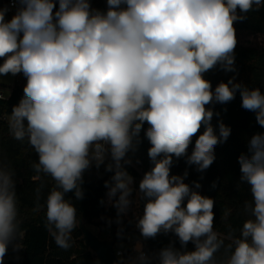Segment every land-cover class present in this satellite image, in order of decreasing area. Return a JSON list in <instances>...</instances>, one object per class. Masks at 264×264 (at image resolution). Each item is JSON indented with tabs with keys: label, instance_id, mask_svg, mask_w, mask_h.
I'll return each instance as SVG.
<instances>
[{
	"label": "clouds",
	"instance_id": "9594fccd",
	"mask_svg": "<svg viewBox=\"0 0 264 264\" xmlns=\"http://www.w3.org/2000/svg\"><path fill=\"white\" fill-rule=\"evenodd\" d=\"M254 6L264 7V0H106L103 10L92 0H11L10 19L11 8L0 7V76L26 79L8 132L36 154V178H50L43 206L41 188L35 189L36 210L45 208V228L58 248L72 246L78 226L65 195L83 199L85 172L103 167L112 175L101 204L116 209V222L132 207L135 191L137 204L144 201L136 223L141 237L172 233L180 244L154 255L138 244L131 264H264V132L254 133L237 158L239 181L250 191L238 232L231 225L216 230L214 198L196 190L199 182L185 183L187 170L171 172L181 158L200 173L214 163L217 145L231 135L221 119L213 124L220 117L215 105L237 94L264 128L260 87L233 76L213 88L205 75L217 67L236 71L234 24ZM141 133L152 167L136 189L126 166ZM13 177L0 159V264L10 246L22 249L25 234Z\"/></svg>",
	"mask_w": 264,
	"mask_h": 264
},
{
	"label": "trees",
	"instance_id": "16d2710c",
	"mask_svg": "<svg viewBox=\"0 0 264 264\" xmlns=\"http://www.w3.org/2000/svg\"><path fill=\"white\" fill-rule=\"evenodd\" d=\"M5 4L6 0H0V7ZM92 5L103 10L106 8V0H92ZM241 15L245 16V19L234 24L236 37L239 32L264 34V7L257 10L254 6L252 11L241 13ZM235 68V72H224L217 67L205 75L211 81L213 88L219 82H227L229 78L235 76L237 82L249 88L260 87L261 91H264V48L257 49L237 44ZM24 85L14 83L10 87L9 96L0 99V159L10 165L14 172L21 227L25 230L22 240L19 241L23 245L22 249L17 252L10 246L4 258V264H96V256L83 242L78 226L72 233V246L67 250L60 249L45 228V208L36 210L35 189L41 188L39 204L43 206L52 183L48 177L36 178L31 168V164L37 159L36 154L26 141H16L10 136L7 124L12 106L17 104L23 95ZM215 110L220 112V117H214L213 124L217 123V119H221L231 128V135L226 142L217 145L214 163L200 173L195 170V166H188L184 158H181L174 161L171 172L174 175H183L187 170L188 176L185 178V183L191 186L194 181L199 182L201 187L196 190L202 195L214 198L216 230L226 232L231 225L238 232L245 219L243 203L250 199V191L247 184H241L239 181L240 170L237 158L242 152H247L248 139L256 132H264V128L256 123L254 113L241 107L239 94L230 103L216 104ZM141 139L142 143L139 144L137 151L128 154L132 163L126 166L128 172L134 177L135 184L137 179L143 177L144 173L152 167L147 155L150 144L143 139V133H141ZM111 175L112 173L105 172L103 167L99 170L92 167L84 174L83 199L77 200L72 192L67 193L65 199L70 200L76 207L78 223L81 221L86 227L112 228L111 240L115 243L122 239L124 232L140 233L134 218L141 214V204L140 201L137 204L138 197L134 191L132 207L127 217L123 216L122 222L118 224L116 209L107 203L101 204V200L106 202L107 199L104 182ZM214 182L216 187H213ZM225 211L230 213L227 219H223ZM170 243H174L177 249L180 248L177 237L169 233L160 234L155 239L144 240L143 249L149 255H154ZM187 248L192 250L193 245L189 243ZM123 255L127 257L129 252L123 251ZM223 255L224 250L221 249V252L217 253V259L222 258Z\"/></svg>",
	"mask_w": 264,
	"mask_h": 264
},
{
	"label": "rangeland",
	"instance_id": "374dc122",
	"mask_svg": "<svg viewBox=\"0 0 264 264\" xmlns=\"http://www.w3.org/2000/svg\"><path fill=\"white\" fill-rule=\"evenodd\" d=\"M14 12H15V8H13L12 12L7 15L8 17L7 19H10L11 16L14 14ZM237 44L241 46L253 47L257 49L264 48V34H248L245 32H239L237 35ZM14 81H15V76H11V75L0 76V83H1L0 90L3 92L4 96H6L9 93L8 85L10 84L13 85ZM141 179L142 177L137 179L136 184L134 186L136 189H138V184ZM143 203L144 201L140 200V204H141L140 215H142L143 212ZM124 216L127 217V214ZM138 217L134 218L135 223H137ZM87 228L101 240L107 239L108 237H111L113 235V229L109 227H100L101 229H97V227L95 226H87ZM121 238H122L121 240L115 242L114 248L121 249L124 252L128 251L129 253H132V257L134 258L135 253L134 251H131L133 249L134 242L136 240L143 241L144 239L141 237L140 233H134V232H124ZM119 259L121 260V257H119ZM96 264H98V262Z\"/></svg>",
	"mask_w": 264,
	"mask_h": 264
},
{
	"label": "water",
	"instance_id": "95a60500",
	"mask_svg": "<svg viewBox=\"0 0 264 264\" xmlns=\"http://www.w3.org/2000/svg\"><path fill=\"white\" fill-rule=\"evenodd\" d=\"M78 227L82 233L83 242L94 253L98 264H123L122 260L115 255L112 240L99 239L81 221Z\"/></svg>",
	"mask_w": 264,
	"mask_h": 264
},
{
	"label": "built area",
	"instance_id": "2783aa9c",
	"mask_svg": "<svg viewBox=\"0 0 264 264\" xmlns=\"http://www.w3.org/2000/svg\"><path fill=\"white\" fill-rule=\"evenodd\" d=\"M5 5H8L10 8H11V10L8 12V14H10L11 12H12V10H13V8L11 7V0H6V4ZM7 14V15H8ZM14 83H16V84H18V85H22V84H25L26 83V79H25V77L22 75V74H20V75H16L15 76V81H14ZM0 96H2V93H0ZM135 253V252H134ZM115 255L119 258V257H123L124 255H123V251H121V250H115ZM131 260V256H129V258H128V261H130ZM131 262V261H130Z\"/></svg>",
	"mask_w": 264,
	"mask_h": 264
},
{
	"label": "crops",
	"instance_id": "0c3cea01",
	"mask_svg": "<svg viewBox=\"0 0 264 264\" xmlns=\"http://www.w3.org/2000/svg\"><path fill=\"white\" fill-rule=\"evenodd\" d=\"M8 18V17H7ZM1 84V83H0ZM13 85H14V83H13ZM13 85H8L9 86V92H10V87H12ZM0 93H2V96L4 97V98H7L8 96H9V93L6 95V96H4L3 95V92L0 90ZM106 201H107V199H106ZM97 229H101V228H97ZM112 237V236H111ZM111 237H108L107 239H105V240H111ZM143 242H144V240L143 241H140V240H136L135 242H134V244H133V249H134V247L137 245V244H142L143 245ZM115 244V243H114ZM133 249L131 250V251H133ZM114 250H121V249H115L114 248ZM122 251V250H121ZM129 256H131V260L130 261H132V259H133V257H132V253H129V255L127 256V257H121V260H122V263L123 264H131V262L130 261H128V258H129Z\"/></svg>",
	"mask_w": 264,
	"mask_h": 264
}]
</instances>
